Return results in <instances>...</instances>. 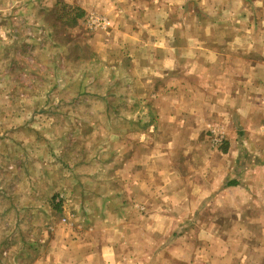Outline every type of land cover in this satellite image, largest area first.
Returning <instances> with one entry per match:
<instances>
[{"label":"rangeland","instance_id":"obj_1","mask_svg":"<svg viewBox=\"0 0 264 264\" xmlns=\"http://www.w3.org/2000/svg\"><path fill=\"white\" fill-rule=\"evenodd\" d=\"M63 5L79 8L64 0H0V264H33L54 246L59 248L57 264L64 256L63 249H69L67 241L89 239L92 247L105 239L111 244L118 239L123 243L122 236H113V230L105 237L99 233L85 210V194L101 193L103 185L110 188L108 193H125V186L119 182H126L131 171L133 151L127 152L125 145L118 149L120 153L112 148L110 142L115 136L107 131L109 126L128 127L135 136L133 146L151 141L152 148L156 146L152 162L163 158L165 170L182 176L189 183V191L190 183L203 179L210 181L216 192L229 193L230 220L236 222L242 217L236 203L243 197L238 187L224 185L239 181L243 170L264 161V151L260 154L255 146L257 122L253 111L252 116L248 111L247 118H239L232 109L208 111L209 122L199 139L187 128L181 136L162 133L158 143L155 131L143 141V133H135L144 130L146 134L148 126L156 124V100L151 96L164 88L162 78L153 76L154 84L148 86L152 93L149 101L137 100L129 86V72L111 68L114 60L120 66L126 63L113 53L108 35L113 23L101 16L97 18L109 24H98L96 17L85 12L77 26L68 28L60 18ZM257 11L256 18H264V9ZM254 32L261 33L264 45V21L258 22ZM247 60L254 61V54L248 53ZM175 127L168 124L171 130ZM116 136L122 142L128 138L124 133ZM178 137L181 140H175ZM230 141L239 144L233 156H227ZM222 161L225 173L229 167L225 180L218 176L223 172ZM159 171L162 168L155 166L151 174L158 175ZM170 174L159 193H175L174 174ZM248 174L254 184V172ZM86 179L92 183L85 184ZM248 195L252 198L244 205L250 211L259 198L254 193ZM261 198L264 207V196ZM133 209L138 219L148 216L141 205L134 204ZM164 217L167 224L166 219L173 214ZM190 219L185 227L189 228ZM171 222L168 220L164 230L143 232L139 221L133 233L125 229L123 236L136 240V253L142 252L144 238L161 233L169 245L181 232L171 229ZM132 248L120 246L123 251ZM79 249L85 254L84 247Z\"/></svg>","mask_w":264,"mask_h":264},{"label":"crops","instance_id":"obj_2","mask_svg":"<svg viewBox=\"0 0 264 264\" xmlns=\"http://www.w3.org/2000/svg\"><path fill=\"white\" fill-rule=\"evenodd\" d=\"M64 2L78 6L94 17L104 16L113 23L108 34L113 53L120 55V60L126 63L120 66L114 60L111 68L116 71L124 68L129 72V86L134 88L137 100L149 101L152 93L148 86L154 84L153 76L162 78L164 88L151 96L156 100L158 126L156 130V124L148 126L146 134L144 130L136 132L138 135L143 133V141L150 139L155 131L158 143L163 138L159 136L162 133L181 136L187 128L196 132V139H199L203 126L209 122L208 111L232 109L238 112L239 118H247L248 111L252 116L253 111L257 122L255 146L260 154L264 151V45L260 41L261 33L254 32L258 22L264 21V18H256L257 10L264 9V0ZM248 53L254 54V61L247 60ZM116 62L120 63L117 59ZM143 87L149 90V95ZM252 88L254 94L250 95ZM168 124L176 127L171 130ZM107 131L111 135L114 133L110 144L117 152L120 153L118 149L123 145L127 152L133 151L131 171L127 173L126 182L124 179L119 182L121 187L125 186V193H108L109 187L103 185L101 193L85 194V210L91 221H95L99 233L105 237L113 230V236H122L123 243L118 239L111 244L105 239L92 247L89 239L67 241L65 244H69V249H63L64 256L57 264H264V207L260 202L264 196V161L256 163L253 169L243 170L244 177L241 172L236 186L224 185L225 188L238 187L243 197L242 202L236 203L242 217L232 222V203L225 190L216 192L210 181L198 179L190 183L189 191V183H185L182 176L165 170L167 165H162L166 164L163 158L152 162L156 146L152 148L151 141L133 146L131 140L135 136L128 127L109 126ZM119 133L128 135L126 142L116 136ZM238 145L236 141H230L227 156H233ZM222 162L223 172L218 176L225 180L229 167L225 173ZM134 165L138 168L134 169ZM155 166L162 168L158 175L151 174ZM249 172L255 174L254 184ZM170 173L174 174L175 193H159ZM90 182L89 179L84 181L85 184ZM248 193L259 198L253 201L255 207L250 211L244 205L252 198ZM134 204L143 206L148 216L138 219ZM168 213L173 214V218L168 217L167 224L168 220L172 221L171 229L181 232L169 245L164 233L144 238L142 252L136 253V240L123 236V230L129 229L133 233L134 225L139 221L143 232L164 230L167 228L164 215ZM248 213L252 217H248ZM189 217L188 228L184 224ZM120 244L133 248L123 251ZM151 245L158 248H151ZM81 247L86 249L85 254L80 253ZM58 251L59 248L54 246L33 264H56Z\"/></svg>","mask_w":264,"mask_h":264},{"label":"trees","instance_id":"obj_3","mask_svg":"<svg viewBox=\"0 0 264 264\" xmlns=\"http://www.w3.org/2000/svg\"><path fill=\"white\" fill-rule=\"evenodd\" d=\"M60 18H62L64 24L68 28L77 26L78 22L85 16V12L77 7H69L67 5L62 6ZM237 182L232 180L226 183V187H234Z\"/></svg>","mask_w":264,"mask_h":264},{"label":"built area","instance_id":"obj_4","mask_svg":"<svg viewBox=\"0 0 264 264\" xmlns=\"http://www.w3.org/2000/svg\"><path fill=\"white\" fill-rule=\"evenodd\" d=\"M98 18L96 17V19H95L98 24H102V25H105V26H107L109 24L108 21L102 20V19L99 20Z\"/></svg>","mask_w":264,"mask_h":264}]
</instances>
